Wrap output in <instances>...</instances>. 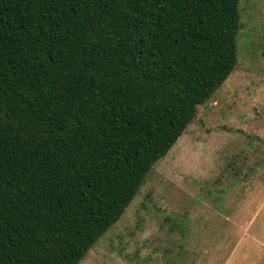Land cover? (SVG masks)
Segmentation results:
<instances>
[{
	"label": "trees",
	"instance_id": "1",
	"mask_svg": "<svg viewBox=\"0 0 264 264\" xmlns=\"http://www.w3.org/2000/svg\"><path fill=\"white\" fill-rule=\"evenodd\" d=\"M239 0H0V264H79L236 65Z\"/></svg>",
	"mask_w": 264,
	"mask_h": 264
},
{
	"label": "rangeland",
	"instance_id": "2",
	"mask_svg": "<svg viewBox=\"0 0 264 264\" xmlns=\"http://www.w3.org/2000/svg\"><path fill=\"white\" fill-rule=\"evenodd\" d=\"M236 65L79 264H264V0Z\"/></svg>",
	"mask_w": 264,
	"mask_h": 264
}]
</instances>
